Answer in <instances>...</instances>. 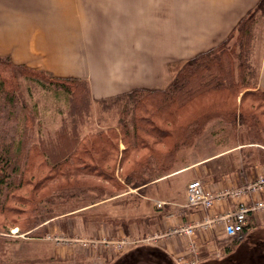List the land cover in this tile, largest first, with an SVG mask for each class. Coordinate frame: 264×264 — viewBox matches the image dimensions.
Listing matches in <instances>:
<instances>
[{"label": "crops", "instance_id": "1", "mask_svg": "<svg viewBox=\"0 0 264 264\" xmlns=\"http://www.w3.org/2000/svg\"><path fill=\"white\" fill-rule=\"evenodd\" d=\"M258 1L0 0V57L57 78L85 79L93 100L119 96L135 88H164L171 80L170 63L191 59L219 44ZM258 72L257 87L264 91V46ZM256 146L242 144L194 158L153 181L149 193L136 188L135 195L130 190L102 201L100 207L112 208L116 213L113 217L127 220L128 226L125 232L123 227L106 223L97 230V236L137 241L153 234L158 236L154 245L125 246L121 253L104 246L54 248L51 256L66 259L72 255L76 259L81 255L85 264H114L142 249L159 250L173 262L178 255L188 256V238L170 232L191 225L196 226L192 237L196 264H231L241 246L224 238L219 219L240 204L251 206L264 200V190L218 198L204 210L185 206V188L194 180L213 194L246 187L264 176V163L258 153L251 152ZM186 172H190L189 177L174 190L169 182H180L175 178ZM127 195H141L142 206L111 203ZM156 203L163 206L157 208ZM135 219L142 221L137 223ZM206 220L213 222L206 229L199 228ZM244 229L245 238L253 241L245 244L250 246L243 259L249 264H262L264 242L256 236L264 235V210L249 212Z\"/></svg>", "mask_w": 264, "mask_h": 264}, {"label": "trees", "instance_id": "2", "mask_svg": "<svg viewBox=\"0 0 264 264\" xmlns=\"http://www.w3.org/2000/svg\"><path fill=\"white\" fill-rule=\"evenodd\" d=\"M258 15L264 16V0H259L222 42L191 59L170 63L168 68L172 74L171 80L164 88H135L120 95L119 100L123 102L122 116L119 118L117 131L115 130L119 136L109 130L87 133L80 137L75 129H65L56 133L55 140H41L28 149L24 140H10V144L0 145L1 213L10 216L12 220L26 214L24 225L16 223L14 227L18 232L41 236L45 223L57 217L45 204H54L56 199L65 201L86 197L91 200V206L119 194L111 193L97 184L70 181L78 176H94L114 187L122 188V184L113 177L114 170L117 168L121 171L125 160L133 157L131 168L120 175L122 183L139 190L147 188L153 181L171 174L175 153L191 144L206 122L218 117L230 126L246 128L252 136L250 144L264 148V91L257 87L259 66L255 72L249 65L253 27ZM4 68H10L12 73L22 74L65 94L71 115L81 117L88 111L90 103L86 81L78 78H57L50 74L45 77V72L15 65L8 57H0V105H3L2 101L15 99L18 92L16 76H8ZM83 85L86 86V96L82 94ZM216 94L224 96L226 103L229 98V103L222 107L214 106L215 108L205 110L206 112L190 113L180 122V112L183 109L199 100H208ZM16 111L23 114L24 107H18ZM166 139H171L169 146L164 143ZM118 141L123 143L124 148L119 152L120 158L116 161L114 155L118 151ZM155 145H164L166 149L157 150ZM35 150L41 152L38 153L42 158L41 167L49 168L48 174L38 178L33 184L32 177L29 180L25 178L29 182L16 184L15 181L25 175L21 164L32 154L36 155L37 153H33ZM259 161L264 163V151L259 155ZM56 176H62L66 184L48 187L44 194H36L47 186L48 180H53ZM23 188H32V196L14 194ZM9 201L17 207H9ZM136 201L132 204L137 205ZM135 220L137 223L142 221ZM106 223L123 227L127 232V220L113 217L107 218L104 224ZM148 255L156 257L157 264L159 261L174 264L159 250L148 251ZM140 256L142 249H137L118 259L115 264H128Z\"/></svg>", "mask_w": 264, "mask_h": 264}, {"label": "rangeland", "instance_id": "3", "mask_svg": "<svg viewBox=\"0 0 264 264\" xmlns=\"http://www.w3.org/2000/svg\"><path fill=\"white\" fill-rule=\"evenodd\" d=\"M235 28L232 31H234ZM251 40L249 65H251V69L257 72V67L260 64L261 54L264 46V16L262 15L257 16L256 24L253 27V38ZM5 70L7 71L6 74L8 76H16L18 92L15 94V99H12V101H2L3 105H0V145H8L10 144V140H20L22 142L24 140L26 144L25 147L27 146L26 149H28L29 147L33 146V144H36L41 140H55L56 133L65 129H75L80 137L85 136L87 133H96L98 131L105 132L110 130L113 133H116L119 118L122 116L121 112L123 102L122 100H119L121 97L120 95L107 99L93 100L91 99L90 92L88 90L90 103L88 111L84 112L81 117H76L75 115H71L68 99L62 92H57L52 87L42 85L35 80L28 79L22 74H15V72L12 73L13 70L10 68ZM45 73L43 75L47 77L46 75H48V73ZM80 80L86 81L85 79ZM82 88V94L86 96V93L84 92L86 86L83 85ZM223 97L224 96L222 95L216 94L211 98H208V100L202 99L195 104L186 107L180 112V122L185 120L190 115V113L212 110V108L217 106L222 107L229 103L230 99L228 98L226 103V100H224ZM237 102H240L239 98ZM244 103H246V101ZM13 107L16 109H13ZM18 107L20 109L24 107L23 114L16 111ZM12 111L14 113H12ZM262 120L264 121V117ZM251 142L252 136L246 128L230 126L227 124V122L219 117L210 119L205 123L203 130L199 133V135H197L196 138H194L191 144L180 148L175 153L173 171L176 167L183 165L194 158H201L202 156L230 149L234 146L250 144ZM164 143L169 146L171 139H166ZM35 147L38 150V147ZM165 147L166 146L164 145H155L157 150H164L166 149ZM123 148V143L118 141V151L117 154L114 155L116 161L119 160V152L122 151ZM255 150L256 151L251 152H255V154L258 153L260 156L264 151L259 146H256ZM33 153H37V156L32 154L30 157H28L24 164H21V170L23 171V174L25 173V175L19 177L15 181L16 184H18V182H25L31 177L33 179L31 182L33 184V182H36L38 178L48 174L49 168L44 169L41 167L42 158L38 155V153L41 154V152H37L35 150ZM132 158L133 157L125 160L121 171H119L117 168L114 170L113 177L116 182L122 184V188L114 187L111 184L106 183L107 181L94 176H78L76 179L70 182L75 181L78 184L82 182H88L94 185L97 184L107 189V191H111V193L115 194H121L131 190L130 192H133L135 195L136 188L123 185V181L120 177V175L125 174L127 170L131 168L133 160ZM189 175L190 172H186L175 178V180L180 182L169 183L175 190L182 187V185L185 183L183 181L186 180ZM48 181L49 182L46 183V187L42 188L40 192L37 191V195L44 194V192L48 190V187L50 188L54 185L64 186L66 184L62 176H56L53 178V180ZM148 189L152 190V186L149 185L147 188H142L139 190V192H142L143 194L149 193ZM31 190L33 189L23 188L20 191L17 190L14 194L16 196H32ZM7 191L8 190H5V192ZM9 194L11 195L12 193L9 192ZM140 196L137 195V197H132L127 195L114 199L111 203L129 205L133 203V201L137 200V206L140 207L142 206V202H140V200H143L140 198ZM90 201L91 200H89V198L83 197L78 200L65 201L63 199H56L54 204H45L44 206L46 208H50L52 210L51 213L57 215V217H55L52 221L46 222L45 224H49L55 228L46 229L45 226L44 233L38 237L37 235H27V233L18 232L17 228L14 227L17 224L24 225L23 222L26 219V214H21L14 217V220H16L14 221L10 216H5L3 215L4 213H1L0 211V264H85L81 255H78L79 258L76 259L73 258L72 255H69L66 259L62 257L55 259L51 255L54 248H89L81 246V242L83 241H97V246H103L102 242L99 240H102L105 237L97 236V230L103 226L107 218H113V215L116 213H114L112 208L100 207L102 201L91 206L89 205ZM7 204L9 207L16 206L10 201L7 202ZM149 236H153V234ZM256 237L258 241L261 240L262 243L264 242V235H261L260 238H258L259 236ZM121 239H125V246H128V248H140L144 245L152 246L156 243H151L152 240L145 242L142 239L137 241H129L126 238ZM116 240L119 239H115L114 241ZM156 241H158V239ZM252 241V238L248 239L244 237L242 241L236 242L240 244L241 251H239V253L242 254L238 253L235 255L231 264L250 263L245 262L243 257L245 253L244 251H249L248 247L250 246V244L249 246H245V244L248 242L251 243ZM113 249L110 247L108 248L110 252L113 251ZM123 250L124 249L117 253H121ZM260 253L262 254V252ZM136 261H130L128 264H157L156 257L148 255L146 250H142V256H140ZM252 262H254V260ZM158 263L171 264L164 261H159ZM262 264H264V262H262Z\"/></svg>", "mask_w": 264, "mask_h": 264}, {"label": "built area", "instance_id": "4", "mask_svg": "<svg viewBox=\"0 0 264 264\" xmlns=\"http://www.w3.org/2000/svg\"><path fill=\"white\" fill-rule=\"evenodd\" d=\"M264 190V176H259L254 182L248 184L244 188H237L231 190H224L218 194H213L212 192L206 190L202 183L198 180L191 181L187 184L185 188V206L189 208H197L200 207L204 210L210 209L213 206V203L216 199L222 197H234L240 194L245 193L246 191H260ZM155 206L157 208H161L163 203H156ZM264 210V200H259L254 202L251 206L240 204L237 210L227 213L219 220L222 221V234L224 238L230 242H240L245 237V223H246V215L249 212H257ZM217 221V219H216ZM213 221L206 220L205 222L198 225L199 228L206 229ZM196 226H181L174 228L171 230V234L178 235L182 237L188 238L187 242V250L188 256L183 254L178 255L174 258V264H196V255L197 250L192 239L194 235V229ZM158 239L157 235L144 237L142 240L149 241L152 240L151 243H155ZM102 242V245L106 248H114L113 251L120 252L124 249L125 239H119L116 241H111L106 238L99 240ZM98 241V242H99ZM82 247H97V241H83L81 242Z\"/></svg>", "mask_w": 264, "mask_h": 264}, {"label": "bare ground", "instance_id": "5", "mask_svg": "<svg viewBox=\"0 0 264 264\" xmlns=\"http://www.w3.org/2000/svg\"><path fill=\"white\" fill-rule=\"evenodd\" d=\"M15 231V230H14Z\"/></svg>", "mask_w": 264, "mask_h": 264}]
</instances>
